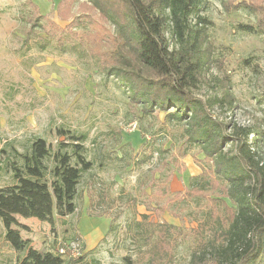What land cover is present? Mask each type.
Returning <instances> with one entry per match:
<instances>
[{
	"label": "rangeland",
	"instance_id": "1",
	"mask_svg": "<svg viewBox=\"0 0 264 264\" xmlns=\"http://www.w3.org/2000/svg\"><path fill=\"white\" fill-rule=\"evenodd\" d=\"M61 1L0 0V189L15 184L11 165H22L17 154H26L36 139L52 151L70 143L62 131L87 137L92 168L82 174L74 214L55 212L52 224L18 217L15 228L39 251L56 255L64 248L65 264H123L125 257L149 264L148 247L137 235L150 231L151 222L165 223L175 228L172 264H190L200 241L211 238V215H227L220 191L209 183L225 185L223 176L200 146L186 150L187 121L164 112L143 116L117 64L116 21L90 11L91 0H68L63 19ZM255 3L264 0H202L190 19L205 38L204 63L189 92L227 125L226 158L236 155V142L228 138L234 124L264 131V32L257 30ZM163 16L170 50L181 49L169 12ZM260 139L256 148L264 161V135ZM245 184L253 185L252 177ZM193 186L205 193L190 194ZM143 215L149 219L141 229ZM205 221L204 231L199 225ZM5 233L0 220V264H18L25 253L12 248Z\"/></svg>",
	"mask_w": 264,
	"mask_h": 264
},
{
	"label": "trees",
	"instance_id": "2",
	"mask_svg": "<svg viewBox=\"0 0 264 264\" xmlns=\"http://www.w3.org/2000/svg\"><path fill=\"white\" fill-rule=\"evenodd\" d=\"M67 1L62 0L57 8L63 19L69 16ZM91 2L90 11L97 9L105 20L116 21L121 40L116 52L117 64L134 101L143 105V116L164 112L177 121H187L186 150L200 146L205 158L214 161L215 171L222 174L225 181V185L218 180L219 184L214 180L209 183L220 191L219 196L229 200L231 206L222 200L227 208L226 217L211 215L216 224L211 227V238L200 241L198 249L191 255L190 264H264V161L256 148L264 131L261 126L234 124L228 138L236 142V155L226 158L222 152L227 142L224 135L227 125L214 117L204 101L195 99L189 92L204 63L200 49L205 36L200 37L201 29L190 27V19L198 12L202 0ZM251 5L261 14L257 30L264 32V5ZM64 7L67 11H63ZM166 11L173 33L181 43L179 50H170L168 46L165 37L167 20L163 16ZM242 28L254 31L250 26ZM190 33L194 34L192 42L189 41ZM61 135L67 136L70 143L62 144L57 151H52L45 139L38 138L26 154L18 153L22 165L15 162L11 165L15 184L0 189V220L6 230L5 239L17 252L25 253L18 264H65L63 257L67 254L55 255L33 248L15 228L19 225L18 217L36 218L52 224L55 212L66 217L76 211L82 174L92 168L85 155L87 137L63 131ZM251 136L257 138L256 144ZM47 161L54 164L51 169ZM200 176L194 177L193 181ZM249 176L253 185L247 186L245 178ZM189 193L205 192L193 186ZM201 194L197 196L201 197ZM143 219L145 221L138 224L141 229L149 217L143 215ZM209 223L205 221L199 227L207 230ZM148 226L150 231L141 230L137 236L143 238L148 247L149 264H172L170 236L175 228L155 222ZM75 262L70 260L71 264ZM123 264H135V261L125 257Z\"/></svg>",
	"mask_w": 264,
	"mask_h": 264
},
{
	"label": "built area",
	"instance_id": "3",
	"mask_svg": "<svg viewBox=\"0 0 264 264\" xmlns=\"http://www.w3.org/2000/svg\"><path fill=\"white\" fill-rule=\"evenodd\" d=\"M59 251H60L59 253L62 254V255H66L67 254V252H66V250H64V248L60 249ZM71 256H73V254Z\"/></svg>",
	"mask_w": 264,
	"mask_h": 264
}]
</instances>
